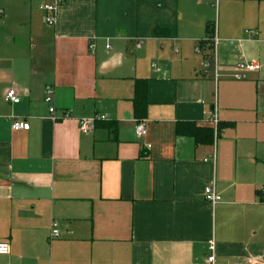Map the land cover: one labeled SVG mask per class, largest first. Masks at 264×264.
I'll return each mask as SVG.
<instances>
[{"label":"crops","instance_id":"obj_1","mask_svg":"<svg viewBox=\"0 0 264 264\" xmlns=\"http://www.w3.org/2000/svg\"><path fill=\"white\" fill-rule=\"evenodd\" d=\"M51 2L0 0V243L10 247L0 264L263 262L264 65L248 54L264 44V0H218V27L211 0H64L48 26ZM163 28L174 38L152 37ZM212 37L216 81L197 72ZM167 47L179 67L144 74L148 53ZM238 52L259 65L244 81L231 77ZM136 80L148 82L143 137ZM9 89L18 104L3 101ZM206 111L223 126L212 143L176 134L213 131ZM13 117L29 130L12 131ZM94 117L104 121L81 134L78 121ZM211 184L215 205L202 196Z\"/></svg>","mask_w":264,"mask_h":264},{"label":"built area","instance_id":"obj_2","mask_svg":"<svg viewBox=\"0 0 264 264\" xmlns=\"http://www.w3.org/2000/svg\"><path fill=\"white\" fill-rule=\"evenodd\" d=\"M64 0H52V2L48 5H44L41 7L42 12L44 13V20L45 23L48 26H53L55 22V13L56 9L58 6H60ZM246 35L248 36H254L253 31H246ZM205 41H198L195 52L196 53H201V45L204 44ZM212 46L214 47L216 44V39L213 37L212 40ZM139 47V44L137 45ZM91 51H93V46L89 47ZM107 49L109 47H106ZM204 72L202 74V77L209 78L212 76L213 80H217L219 78L218 74V65L214 56V59L210 60H205V63L203 64ZM212 68V70H210ZM259 70V65L257 63H249V64H240L235 67L234 74L231 76L234 81H244L247 78V74L249 73H254ZM54 88L52 86H47L45 88V97H44V102L45 104L48 105V113L49 116L52 120H57L58 118L56 117V107L54 105ZM3 101L7 104L10 105H15L18 104L20 101V98L16 91L14 89H9L4 97ZM204 115L209 121L210 125L213 127V133L215 138L219 136L220 130L218 129L219 123L216 118V115L214 112L211 111H206L204 112ZM70 114L65 112L62 115V120L69 119ZM104 119L102 117H94L90 119H81L78 121V130L81 134H88L90 133L94 128L95 124L97 122H103ZM11 130L14 132L17 131H28L29 130V125L27 122L19 117H13L11 126ZM134 132L137 137H143L146 134V126L143 121H135V127H134ZM260 195H261V200L264 202V188L260 189ZM203 199L208 202L211 205H215L221 201V197L216 193L214 185H208L204 188L203 193H202ZM56 224L53 223L52 228H51V233H50V238H57L58 237V232L55 229ZM213 247L212 245L209 247V251L212 252ZM10 247L8 243H0V256H7L9 254ZM213 263V256L210 255L207 258V264H212ZM256 264H264L263 262H258Z\"/></svg>","mask_w":264,"mask_h":264},{"label":"rangeland","instance_id":"obj_3","mask_svg":"<svg viewBox=\"0 0 264 264\" xmlns=\"http://www.w3.org/2000/svg\"><path fill=\"white\" fill-rule=\"evenodd\" d=\"M2 1V0H1ZM211 2L213 3V8H211V12H210V18L212 20V26H216L218 27V23H222L223 20H224V15L223 13L221 12V16H219V5H218V0H211ZM222 5V3H221ZM220 5V6H221ZM43 7V5H42ZM219 23V24H220ZM213 38V37H212ZM212 38H207L205 39L211 47V50L209 52H205L206 54V58L205 60H210V59H214V50H213V46H212ZM259 40H261L262 42H264V34L262 36H259L258 37ZM203 40V41H205ZM206 43V42H205ZM197 45V43H196ZM196 48V47H195ZM173 49H170V48H165L164 50H156V52H158L159 54V57L157 58L155 52H149L147 57H145V59L143 60L142 64H141V67H140V70L148 75V76H152L153 74L154 75H159L161 72L163 71H169V72H174L178 67H179V64L177 62L176 59H179V57H174V53L172 51ZM194 55H196L197 53L195 52V49H194ZM196 53V54H195ZM260 54V58L257 57V55ZM196 57L198 58V66H197V72L200 71V75L202 76L203 72H204V68H203V64L205 63V60L204 61H201V57L196 55ZM200 57V59H199ZM248 57H251L253 58L254 60H256L260 66L263 67L264 65V44L262 45V48L260 47H256V48H253L252 52L250 54H248ZM223 62H228L227 60L223 59L222 60ZM231 62H236L235 63V66L233 67V74H234V70H235V67L237 65H240V64H246L247 62H245L242 58H241V52H238L236 54V57L234 60H232ZM250 63V62H249ZM252 63V62H251ZM201 65V67H200ZM150 70V72H149ZM212 70V68L210 69ZM159 72V73H158ZM232 74V75H233ZM262 74V73H261ZM200 78V76H199ZM210 78V77H209Z\"/></svg>","mask_w":264,"mask_h":264},{"label":"trees","instance_id":"obj_4","mask_svg":"<svg viewBox=\"0 0 264 264\" xmlns=\"http://www.w3.org/2000/svg\"><path fill=\"white\" fill-rule=\"evenodd\" d=\"M207 30V28H206ZM175 36V28H163V29H155L152 32L153 38H174ZM147 87L148 82L146 80H136L134 86V97L132 100L133 105V116L136 121H143L146 117V111L148 107L147 102ZM223 126L219 124L218 129L221 131ZM176 134H185L193 137H197L201 135L205 137L207 140L206 143H212L214 138V133L210 129H196L189 125H178L176 127ZM261 203H264L260 199Z\"/></svg>","mask_w":264,"mask_h":264}]
</instances>
